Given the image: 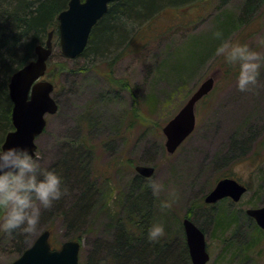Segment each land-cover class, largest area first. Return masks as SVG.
Here are the masks:
<instances>
[{
    "label": "rangeland",
    "instance_id": "374dc122",
    "mask_svg": "<svg viewBox=\"0 0 264 264\" xmlns=\"http://www.w3.org/2000/svg\"><path fill=\"white\" fill-rule=\"evenodd\" d=\"M208 1V6L201 0L166 9L111 68L99 58L93 63L64 58L53 38L43 79L54 84L58 109L45 116L35 155L42 168L64 177L67 191L43 210L33 231L0 230V264L16 260L44 230L50 231L53 248L78 240V264H192L185 217L205 233L207 264H264V231L245 213L264 205V67L257 84L241 91L235 73L216 54L223 39L264 52V0ZM228 16L230 28L215 37ZM200 36L215 45L195 71L181 74L178 65L187 57L182 51ZM210 77L214 88L196 105L194 131L168 155L162 127ZM135 165L155 171L144 178ZM223 177L247 191L236 203L205 205L204 197ZM152 179L164 184L158 194ZM172 189L180 198L162 211ZM82 195L87 199L81 201ZM157 220L165 224V234L149 240L147 228ZM122 246L145 250L147 259H130Z\"/></svg>",
    "mask_w": 264,
    "mask_h": 264
},
{
    "label": "water",
    "instance_id": "95a60500",
    "mask_svg": "<svg viewBox=\"0 0 264 264\" xmlns=\"http://www.w3.org/2000/svg\"><path fill=\"white\" fill-rule=\"evenodd\" d=\"M113 0H69L66 9L58 16V43L60 52L67 59L78 57L85 49L89 35L95 24L107 12ZM53 31L48 33L44 45L34 47L35 58L28 61L11 74L8 95L12 103L11 122L13 129L6 133L2 144L26 146L35 155L36 137L42 134L45 115L55 114L58 106L52 98L53 84L40 80L47 68V60L52 52ZM214 87V79L207 78L192 93L180 110L163 126L165 149L172 154L193 132L196 123L195 105L207 96ZM137 172L150 177L153 167L137 166ZM246 188L233 179L224 178L206 195L205 203H215L225 197L237 202ZM246 214L264 230V206L247 209ZM183 228L192 264H206L209 255L205 248L203 232L189 219L183 220ZM50 232H41L35 241L10 264H78L79 242L65 241L59 249H51Z\"/></svg>",
    "mask_w": 264,
    "mask_h": 264
},
{
    "label": "trees",
    "instance_id": "16d2710c",
    "mask_svg": "<svg viewBox=\"0 0 264 264\" xmlns=\"http://www.w3.org/2000/svg\"><path fill=\"white\" fill-rule=\"evenodd\" d=\"M68 1L0 0V144L6 133L13 129L12 103L8 95L9 78L12 73L34 58V47L44 44L49 31L53 30V37L58 36L57 16L66 9ZM195 1L201 0H113L108 5L107 12L92 28L85 49L75 59L93 63L96 61L94 58H99L100 61L109 62L111 68L127 48L132 49L136 35L165 15L166 9L182 8ZM205 2L207 6L210 4L208 0ZM230 19L228 16L221 22L219 27L221 32L230 28ZM211 42L210 37L200 36L188 44L187 49L182 51L187 57L182 58L181 64L178 65L181 74L195 71L214 47L215 44ZM122 45L125 51L123 47L118 54L109 58L110 54ZM107 56L108 59L103 60ZM86 197L83 196L80 200L83 201L87 199ZM81 209L84 210V206ZM78 210L81 214L80 209ZM120 250L128 252L130 259L136 258L139 261L147 259L145 250L141 253L132 247L125 249V246ZM169 260L170 258H167L164 261Z\"/></svg>",
    "mask_w": 264,
    "mask_h": 264
},
{
    "label": "clouds",
    "instance_id": "9594fccd",
    "mask_svg": "<svg viewBox=\"0 0 264 264\" xmlns=\"http://www.w3.org/2000/svg\"><path fill=\"white\" fill-rule=\"evenodd\" d=\"M221 37L220 30H214ZM224 65L235 73L237 87L251 90L257 84L264 67V52L238 40L223 39L216 48ZM223 68L221 71L223 72ZM164 184L151 180V189L158 194ZM67 191L64 177L53 168H42L39 154L34 155L26 146L0 144V230L31 232L41 221L44 209L51 208ZM169 198L161 202L164 211L180 198V192L172 189ZM162 221H154L147 228V238L157 240L165 234Z\"/></svg>",
    "mask_w": 264,
    "mask_h": 264
},
{
    "label": "flooded vegetation",
    "instance_id": "af4514ba",
    "mask_svg": "<svg viewBox=\"0 0 264 264\" xmlns=\"http://www.w3.org/2000/svg\"><path fill=\"white\" fill-rule=\"evenodd\" d=\"M138 165H135L134 166V169H135V171L137 172V170H136V167H137ZM140 176V175H139ZM152 176V175H151ZM149 178V177H148ZM223 178H225V177H223ZM90 192V190H88V191H85L84 193H86V195L88 196V193ZM185 218H187V219H189L188 217H185ZM184 218V219H185ZM183 219V220H184ZM190 221H192L191 219H189ZM193 222V221H192ZM194 223V222H193ZM200 229H201V227L200 226H198ZM202 230V229H201ZM203 231V230H202ZM205 234V233H204ZM50 240V239H49ZM51 243V242H50ZM52 245V244H51ZM52 248H53V246H52ZM188 253H189V251H188ZM189 258H190V255H189ZM190 260H191V258H190Z\"/></svg>",
    "mask_w": 264,
    "mask_h": 264
},
{
    "label": "bare ground",
    "instance_id": "6f19581e",
    "mask_svg": "<svg viewBox=\"0 0 264 264\" xmlns=\"http://www.w3.org/2000/svg\"><path fill=\"white\" fill-rule=\"evenodd\" d=\"M83 196H86V195H82L81 197H83Z\"/></svg>",
    "mask_w": 264,
    "mask_h": 264
}]
</instances>
